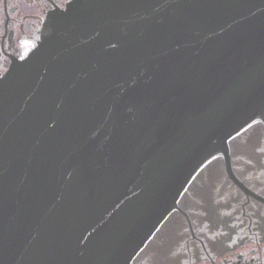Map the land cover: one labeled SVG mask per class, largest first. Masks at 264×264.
Listing matches in <instances>:
<instances>
[{
	"label": "water",
	"instance_id": "1",
	"mask_svg": "<svg viewBox=\"0 0 264 264\" xmlns=\"http://www.w3.org/2000/svg\"><path fill=\"white\" fill-rule=\"evenodd\" d=\"M85 6L0 82V264H126L207 158L160 235L198 228L264 111V0Z\"/></svg>",
	"mask_w": 264,
	"mask_h": 264
},
{
	"label": "flooded vegetation",
	"instance_id": "2",
	"mask_svg": "<svg viewBox=\"0 0 264 264\" xmlns=\"http://www.w3.org/2000/svg\"><path fill=\"white\" fill-rule=\"evenodd\" d=\"M108 1L0 0V82L10 75L17 64L24 63L28 55L46 43L50 33L46 34L45 31H60L64 23L61 22L63 16L80 13L86 3L94 5ZM82 2L84 4L80 6ZM255 124L262 125L264 134V114L254 120ZM251 139L254 141L250 142L253 146L247 156L244 155V160L236 165L239 172L235 169L232 157L230 164L241 183L258 193L259 198L239 189L225 171L221 160L224 175L222 179L214 175V197L208 200L207 192L202 197L200 226L195 228L190 219H185L166 238L160 235L164 227L156 230L155 235L140 246L128 264L262 263L264 246H259V243L264 242V201L261 199H264V140L259 139L257 134L252 135ZM253 159L258 162L256 166L251 161ZM215 170L214 167L212 172ZM244 171L245 176L242 174ZM247 180L262 188L255 190ZM220 190H223V195L218 194ZM242 194L250 198L248 211L238 208L239 205L234 202L240 201ZM235 207L239 210L238 216L234 213ZM168 222L167 219L164 225Z\"/></svg>",
	"mask_w": 264,
	"mask_h": 264
},
{
	"label": "rangeland",
	"instance_id": "3",
	"mask_svg": "<svg viewBox=\"0 0 264 264\" xmlns=\"http://www.w3.org/2000/svg\"><path fill=\"white\" fill-rule=\"evenodd\" d=\"M261 247H263V246H261ZM261 257H262V263H260V264H264V252L261 253Z\"/></svg>",
	"mask_w": 264,
	"mask_h": 264
}]
</instances>
